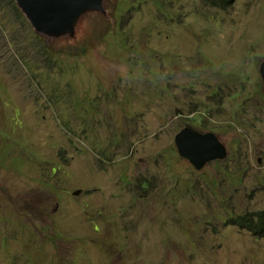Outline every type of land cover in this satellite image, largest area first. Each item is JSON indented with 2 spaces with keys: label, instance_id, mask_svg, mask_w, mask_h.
<instances>
[{
  "label": "rangeland",
  "instance_id": "1",
  "mask_svg": "<svg viewBox=\"0 0 264 264\" xmlns=\"http://www.w3.org/2000/svg\"><path fill=\"white\" fill-rule=\"evenodd\" d=\"M80 13L57 39L0 0V264H264L225 224L264 210V0ZM185 127L227 156L195 169Z\"/></svg>",
  "mask_w": 264,
  "mask_h": 264
},
{
  "label": "water",
  "instance_id": "2",
  "mask_svg": "<svg viewBox=\"0 0 264 264\" xmlns=\"http://www.w3.org/2000/svg\"><path fill=\"white\" fill-rule=\"evenodd\" d=\"M17 2L35 24L36 31H52L57 39H63L73 27L76 30L79 26L77 20L81 14L80 10H84L95 0H17ZM260 72L264 82V62L261 64ZM176 146L180 156L188 159L197 170L211 161L227 156L226 147L217 135L212 132L200 133L190 127L184 128L177 135Z\"/></svg>",
  "mask_w": 264,
  "mask_h": 264
},
{
  "label": "trees",
  "instance_id": "3",
  "mask_svg": "<svg viewBox=\"0 0 264 264\" xmlns=\"http://www.w3.org/2000/svg\"><path fill=\"white\" fill-rule=\"evenodd\" d=\"M237 0H206V2L217 8H229ZM121 11H117L120 16ZM123 17V15H121ZM116 20H119L116 18ZM226 224L237 227L239 230L249 232L253 237L264 238V210L253 211L236 216H230L226 219Z\"/></svg>",
  "mask_w": 264,
  "mask_h": 264
},
{
  "label": "clouds",
  "instance_id": "4",
  "mask_svg": "<svg viewBox=\"0 0 264 264\" xmlns=\"http://www.w3.org/2000/svg\"><path fill=\"white\" fill-rule=\"evenodd\" d=\"M17 7H19L18 5H17ZM264 89V88H263ZM186 128V127H185ZM183 130V129H182ZM213 133V132H212ZM216 135V134H215ZM180 155V154H179ZM181 158H183V157H181ZM183 159H185V158H183ZM186 160H188V159H186ZM189 161V160H188ZM216 161V160H215ZM190 162V161H189ZM192 165V164H191ZM193 166V165H192ZM196 169V168H195ZM76 192L78 193L79 191L77 190V191H75V194H76ZM225 224H226V222H225ZM226 225H228V224H226ZM235 227V226H234ZM249 233V232H248ZM250 234V233H249ZM251 235V234H250Z\"/></svg>",
  "mask_w": 264,
  "mask_h": 264
},
{
  "label": "bare ground",
  "instance_id": "5",
  "mask_svg": "<svg viewBox=\"0 0 264 264\" xmlns=\"http://www.w3.org/2000/svg\"><path fill=\"white\" fill-rule=\"evenodd\" d=\"M237 228V227H236ZM256 238V237H255Z\"/></svg>",
  "mask_w": 264,
  "mask_h": 264
}]
</instances>
